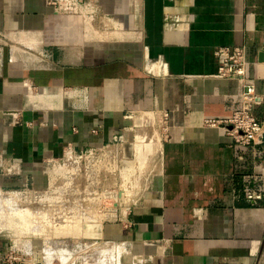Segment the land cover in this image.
Segmentation results:
<instances>
[{"label": "crops", "instance_id": "crops-1", "mask_svg": "<svg viewBox=\"0 0 264 264\" xmlns=\"http://www.w3.org/2000/svg\"><path fill=\"white\" fill-rule=\"evenodd\" d=\"M87 1L84 17L0 0V188L45 184L68 153H133L150 138L137 124L167 114L156 173L98 237L116 264H264V200L244 197L264 193V140L239 147L204 125L241 107V83L218 75L222 46L247 48L264 119V0Z\"/></svg>", "mask_w": 264, "mask_h": 264}, {"label": "rangeland", "instance_id": "rangeland-1", "mask_svg": "<svg viewBox=\"0 0 264 264\" xmlns=\"http://www.w3.org/2000/svg\"><path fill=\"white\" fill-rule=\"evenodd\" d=\"M134 130L141 136L149 131L150 138L139 136L133 153L121 145L66 154L48 165L45 184L0 188V239L45 244L98 237L106 217L114 215L103 210L117 204L125 215L157 171L158 126L140 121ZM145 154L149 159L141 158Z\"/></svg>", "mask_w": 264, "mask_h": 264}, {"label": "built area", "instance_id": "built-area-1", "mask_svg": "<svg viewBox=\"0 0 264 264\" xmlns=\"http://www.w3.org/2000/svg\"><path fill=\"white\" fill-rule=\"evenodd\" d=\"M52 7L58 14L87 16L89 2L87 0H42ZM215 56L219 60L218 75L225 79L237 80L243 88L241 107L224 118H210L204 120V125L221 129L231 140V144L248 147L261 144L264 140V119H259L255 108L263 102L262 95L257 91L255 81L247 76L249 64L247 48L242 46H222L216 49ZM148 118V117H147ZM168 115L152 113L147 121L150 125L154 121L159 131L166 128ZM115 142H122V136ZM92 149L89 152L100 151ZM72 154V153H68ZM245 199L253 204L264 200V193L247 191ZM114 210L113 216H107L105 222H122L125 215L121 207L103 210ZM109 220V221H108ZM10 242V241H9ZM7 243V242H6ZM39 253L40 261L34 258ZM117 245L111 241L96 237L74 243L73 239H63L42 244L39 241L17 242L12 240L9 247L0 252V260L8 264H116L118 261Z\"/></svg>", "mask_w": 264, "mask_h": 264}, {"label": "bare ground", "instance_id": "bare-ground-1", "mask_svg": "<svg viewBox=\"0 0 264 264\" xmlns=\"http://www.w3.org/2000/svg\"><path fill=\"white\" fill-rule=\"evenodd\" d=\"M52 201V200H51Z\"/></svg>", "mask_w": 264, "mask_h": 264}]
</instances>
